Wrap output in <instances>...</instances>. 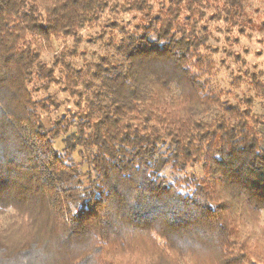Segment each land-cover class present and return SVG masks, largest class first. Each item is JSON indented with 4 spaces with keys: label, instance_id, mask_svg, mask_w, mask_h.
I'll list each match as a JSON object with an SVG mask.
<instances>
[{
    "label": "trees",
    "instance_id": "1",
    "mask_svg": "<svg viewBox=\"0 0 264 264\" xmlns=\"http://www.w3.org/2000/svg\"><path fill=\"white\" fill-rule=\"evenodd\" d=\"M251 2L0 0V264H264L263 74L214 81Z\"/></svg>",
    "mask_w": 264,
    "mask_h": 264
},
{
    "label": "rangeland",
    "instance_id": "2",
    "mask_svg": "<svg viewBox=\"0 0 264 264\" xmlns=\"http://www.w3.org/2000/svg\"><path fill=\"white\" fill-rule=\"evenodd\" d=\"M250 14L253 15L256 22L260 23L264 19V0H252L249 7ZM138 19H133L130 15L124 17L123 23L125 25L129 24L132 27V23L136 22ZM223 24L218 23L212 26V29L222 28ZM100 28L95 25L86 27L82 32V41L76 49V56L70 57L72 65L77 68H81L84 64L91 63L97 60V56L106 53V48L103 42L106 41L107 35L103 39H93L98 38V33ZM219 31L215 29V36L219 39L218 47L220 49L219 53L216 54L217 61V73L215 76V83L220 88L232 91L234 94L239 96L243 92L249 90L247 81L250 72L261 73L262 79H264V36L260 34H254L251 37L237 36L236 40H233L232 35H226L225 32L217 34ZM61 43L52 42V51L44 50L42 51V61L47 64L52 65L53 57L55 54L61 51L63 47L69 50L73 47V42L71 39L66 41L63 46L57 47ZM57 48L56 53L55 51ZM236 55L244 61V65L241 62L236 61ZM234 77H239L238 83L241 89H234L231 87L230 83L235 81ZM57 87H51V92L57 94ZM58 99L63 101L66 95H57ZM233 99V98H232ZM73 108L71 103H66ZM255 111L262 113L264 111V98L259 99L255 102ZM76 161L78 158L75 157ZM5 211V207L0 206V215Z\"/></svg>",
    "mask_w": 264,
    "mask_h": 264
}]
</instances>
